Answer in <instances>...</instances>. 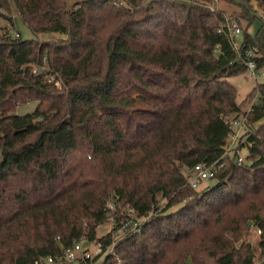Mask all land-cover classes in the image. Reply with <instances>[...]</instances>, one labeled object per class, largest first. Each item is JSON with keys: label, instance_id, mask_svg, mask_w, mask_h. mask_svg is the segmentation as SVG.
Here are the masks:
<instances>
[{"label": "trees", "instance_id": "trees-1", "mask_svg": "<svg viewBox=\"0 0 264 264\" xmlns=\"http://www.w3.org/2000/svg\"><path fill=\"white\" fill-rule=\"evenodd\" d=\"M231 1L245 7L242 53L264 52V19L249 31L253 0ZM1 8L34 35L0 26V264H59L82 236L103 244L84 264H264V81L246 112L229 76L247 67L219 30L223 10L203 0ZM48 32L60 35L40 40ZM33 99V111H16ZM243 112L252 125L239 163L222 155L227 117ZM216 160L225 163L212 183L193 187L189 170Z\"/></svg>", "mask_w": 264, "mask_h": 264}, {"label": "built area", "instance_id": "built-area-1", "mask_svg": "<svg viewBox=\"0 0 264 264\" xmlns=\"http://www.w3.org/2000/svg\"><path fill=\"white\" fill-rule=\"evenodd\" d=\"M206 2L210 10L218 11L221 10L218 8L219 0H203ZM1 10V9H0ZM226 18L224 22H221L219 30L227 34L234 44L235 49L237 50V58L241 59L245 66L246 70L256 74L262 75L264 78V64L259 65L258 58L264 55V52L259 50V47L249 45L246 48V52L242 53L241 46L242 40L239 39L243 35V25L237 17H233L230 14L224 13ZM19 34V32H17ZM34 71H40L39 67L37 68L35 64L32 63ZM49 79H54L56 82H63L60 78L55 77V74H51ZM253 102L246 109V112L249 111L252 107ZM229 124H231V131L229 133V142L227 144L226 150L222 157L227 156L228 154L234 152L237 157V162L243 163L245 157L241 154L242 148L238 145V140L241 137L242 133L248 132L251 129V123L248 119V114L243 112L238 115H231L227 117ZM225 160L219 161L212 164H206L204 162H199L194 165V167L189 170V183L195 187L200 188L202 183H208L210 185L213 179L216 178L218 170L224 165ZM110 207H114L113 203H109ZM143 218L138 217L135 222H127L133 228L139 224ZM260 231V230H259ZM112 248V246H111ZM103 250V244L100 241H94L88 236H82L81 238L74 239L69 245H64L62 252L57 256L59 264H72V262L78 260L79 264H84L85 259L93 257L95 254L101 253ZM55 255H48L44 258L45 263L53 264L55 261ZM89 264V263H88ZM100 264V262L98 263Z\"/></svg>", "mask_w": 264, "mask_h": 264}, {"label": "rangeland", "instance_id": "rangeland-1", "mask_svg": "<svg viewBox=\"0 0 264 264\" xmlns=\"http://www.w3.org/2000/svg\"><path fill=\"white\" fill-rule=\"evenodd\" d=\"M74 2V0H69V5H72ZM253 4H254V8H256V17L255 19H253V21L249 24V31L251 34H254L255 31L259 28L260 24L262 23L263 19H264V5H257L256 1L253 0ZM218 8L223 10L224 12H226L227 14L232 15L233 17H237L239 19V21H241L242 25L245 27H247V18L244 17V12H245V7L241 4H238L236 2H233L231 0H219L218 1ZM1 10H4V15H0V26L4 27L10 30V32L13 35H20V31H22L24 36H31L34 35V32L32 30H30L23 22L20 18L17 19V28H19V30L16 27H13L11 25L10 20L5 16V14H7L8 17H10L11 15L14 16H18L17 15V11L15 8H12L11 10H6L1 8ZM17 32H19V34H17ZM60 34L59 33H52V32H48L47 34H40L41 38L40 40H43L45 38L48 37H58ZM244 35H242L241 37H239V39H243ZM45 61V60H44ZM33 64H35V66L39 69H43L45 68V66L40 65L39 63H37V61H33ZM55 84H57V86L59 87H63V82L60 81V83L56 82L54 79H52ZM229 80H231L238 91V97L237 99L239 101H241V105L243 108L247 109L249 107V105L251 104V102H257L258 98V93L255 92L254 94L251 95L250 90L257 85V83L263 82L264 78L262 77V75H256L248 70H246L243 73H238V74H233L229 76ZM37 101L38 100H31L27 103H22L19 104L16 111H18L19 113H25V112H29V111H33V109L35 108V106L37 105ZM259 101V100H258ZM234 115V113L232 114ZM241 154L245 157V155L248 154V150L245 148H242L241 150ZM246 158V157H245ZM208 183H202L201 187H205L207 186ZM198 188V189H200ZM166 199H161L160 203L165 204ZM101 230H106L108 228L111 227V221H107L102 223V225L100 226ZM259 232V231H258ZM258 233L254 230V232L251 233V235L249 236L250 239L255 240V237Z\"/></svg>", "mask_w": 264, "mask_h": 264}, {"label": "water", "instance_id": "water-1", "mask_svg": "<svg viewBox=\"0 0 264 264\" xmlns=\"http://www.w3.org/2000/svg\"><path fill=\"white\" fill-rule=\"evenodd\" d=\"M72 264H79V261L76 260V261L72 262Z\"/></svg>", "mask_w": 264, "mask_h": 264}, {"label": "crops", "instance_id": "crops-1", "mask_svg": "<svg viewBox=\"0 0 264 264\" xmlns=\"http://www.w3.org/2000/svg\"><path fill=\"white\" fill-rule=\"evenodd\" d=\"M239 101V100H238Z\"/></svg>", "mask_w": 264, "mask_h": 264}]
</instances>
